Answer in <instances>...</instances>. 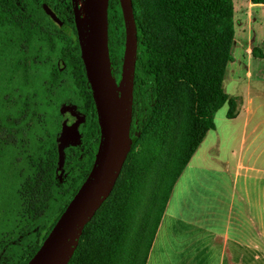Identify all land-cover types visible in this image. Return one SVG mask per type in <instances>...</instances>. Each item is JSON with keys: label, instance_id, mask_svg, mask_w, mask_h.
I'll list each match as a JSON object with an SVG mask.
<instances>
[{"label": "trees", "instance_id": "trees-1", "mask_svg": "<svg viewBox=\"0 0 264 264\" xmlns=\"http://www.w3.org/2000/svg\"><path fill=\"white\" fill-rule=\"evenodd\" d=\"M33 1H38L35 7ZM264 3V0H252ZM138 31V50L134 82L131 136L136 143L144 136L161 106L165 92L176 83L183 85L195 101L191 109L194 125L190 128L189 153L173 180L167 183L164 204L148 237L142 264L156 234L171 187L183 171L206 132L215 128L214 117L220 106L230 104L227 117L236 115V101L224 90L226 68L232 60L234 5L232 0H154L152 19L162 17L171 30V38L159 43L149 36L147 26L133 0ZM152 6V7H153ZM35 13V14H33ZM46 15L40 0H0V23L12 27L0 42V78L6 71L27 80L28 124L18 125L19 137L8 153L0 155V264H26L61 215L88 175L99 144L97 110L77 40L76 107L83 116L78 143L66 149L63 167L58 161L59 123L45 113L37 93V66H29L19 55L25 36L36 35L39 15ZM149 18V19H150ZM109 43L114 76L118 80L123 60L125 24L119 0H110L108 9ZM41 31V30H40ZM255 50H253L255 54ZM16 57L15 62L4 59ZM22 83V82H20ZM25 102V99L22 100ZM26 103V102H25ZM42 108V109H41ZM5 111V105L0 104ZM0 110V116L4 118ZM42 111L44 113H42ZM129 152L112 193L85 226L78 247L68 264H134L143 234L135 227V216L145 185L140 170H131V182L119 188L128 173ZM19 158L15 164V158ZM119 188V189H118ZM138 233V234H137ZM134 243H139L132 249ZM14 248L15 250H12ZM132 249V250H131ZM91 258L88 262L87 258Z\"/></svg>", "mask_w": 264, "mask_h": 264}, {"label": "crops", "instance_id": "crops-1", "mask_svg": "<svg viewBox=\"0 0 264 264\" xmlns=\"http://www.w3.org/2000/svg\"><path fill=\"white\" fill-rule=\"evenodd\" d=\"M259 10L264 3L242 0L234 14L226 70L241 88L229 93L238 105L236 115L206 132L196 148V173L179 175L145 264H264V16ZM223 142L236 157L233 165L219 156ZM211 143L216 148L210 154ZM213 157L223 165L211 168ZM194 176L195 198L185 186Z\"/></svg>", "mask_w": 264, "mask_h": 264}, {"label": "water", "instance_id": "water-1", "mask_svg": "<svg viewBox=\"0 0 264 264\" xmlns=\"http://www.w3.org/2000/svg\"><path fill=\"white\" fill-rule=\"evenodd\" d=\"M94 31L91 48L83 26L80 10H75V23L80 55L95 102L100 139L92 167L73 195L40 247L26 264H68L79 245L85 226L110 196L127 156L136 141L131 136L134 82L138 50V31L133 0H119L124 24L125 42L121 73L114 76L109 43L108 9L110 0H86ZM48 11L55 14L48 8ZM118 85L115 111L107 104L109 84ZM83 116L72 121L64 119L59 135V166L64 163L63 147L79 142V126Z\"/></svg>", "mask_w": 264, "mask_h": 264}, {"label": "rangeland", "instance_id": "rangeland-1", "mask_svg": "<svg viewBox=\"0 0 264 264\" xmlns=\"http://www.w3.org/2000/svg\"><path fill=\"white\" fill-rule=\"evenodd\" d=\"M30 0H27V3ZM32 1V0H31ZM53 2L54 0H49ZM65 3V21L68 24L70 32H73L72 26L74 25V12L75 10L80 9L82 0H61ZM84 1V0H83ZM154 0H136L138 11L143 20V24L147 26V30L149 36H152L154 40L159 43H163L164 41L171 38V30L165 23L162 17H157L152 19V14L150 11L155 9V5L153 6ZM234 5V14L237 11L238 5L242 0H232ZM51 2L48 5H52ZM35 7L38 6V1H33V5ZM153 6V7H152ZM260 15L264 16V10H259ZM35 14V13H33ZM2 15H0V20ZM150 18V19H149ZM40 27L37 28L36 35L32 37L31 47L34 51L41 53V50L45 49L49 43L48 35L50 34V30L48 27L52 25L47 22L45 18L39 15ZM42 28V29H41ZM41 30V31H40ZM6 31H12V27H6L0 23V42L2 40V34ZM52 38H57V35L52 36ZM67 50V49H66ZM67 52V51H63ZM232 53V50H231ZM57 51L52 53L50 63H46V70L50 71L52 65L54 64V57L56 56ZM255 54L258 55V51L255 50ZM37 74L39 75V70L42 68V65H37ZM230 72L228 69L226 70L225 79L223 81L224 90L229 94L233 90L239 91V87L237 85H233L229 79ZM6 75L0 78V104L6 103L5 101V91H6ZM64 81L66 84L68 83V73H66ZM19 83V82H18ZM65 84V83H64ZM77 94V88H76ZM77 105V103H76ZM237 102H236V111H237ZM230 104L225 102L222 106L218 108L215 113L214 122L220 129L224 124L227 123V111L229 110ZM195 108V101L190 97L188 90L181 85L180 83H176L174 88L170 89V87L165 92V96L161 106L156 111L153 123L149 128V139H144V136L139 140L138 143H134L133 145V154L129 157L128 163L125 167L128 170V173L123 178L122 183L119 188L124 184L128 185L132 180L131 170L139 171L141 181H144L145 185L142 189V195L138 204L137 214L135 216V227L139 229V233L145 235L139 245V250L134 258V264H142L144 260V254L146 252L148 237L152 232V228L154 226V221L157 218V215L164 204V196L167 193L166 187L167 183H170L173 180V175L175 174V170H177L181 164V159L185 158L189 153V137H190V128L194 125L191 119V109ZM1 110V109H0ZM2 115H4V111H2ZM2 119V120H1ZM231 121V120H228ZM14 135V133H13ZM212 134L210 135V139L212 140ZM216 139V138H215ZM16 137L13 139L8 137V131L5 130L4 118H0V155L4 153H8V149L10 145V141H15ZM78 143V142H77ZM222 152L220 151V157H229L230 163L233 165L236 157L234 155H230L229 151L227 152L228 146L225 145V142L222 143ZM232 147H237V144ZM215 148L213 144L210 145V154L215 152ZM58 153V152H57ZM218 156V157H219ZM218 157L210 158L208 164L211 168L217 165H223V162L217 159ZM1 158V157H0ZM188 161L181 172L184 177H187V173H196L198 168V153L197 149L192 154L191 158ZM19 158H15V164L18 163ZM192 174V175H193ZM195 177L190 182H187L185 186H188L191 189V194L195 198V187L196 180ZM179 178V176H178ZM176 181L173 183L171 189H173ZM183 178V177H182ZM181 178V180H182ZM180 180V181H181ZM179 181V182H180ZM242 184V179H239L238 185ZM181 185V184H179ZM118 188V189H119ZM181 188V187H180ZM172 191V190H171ZM174 205L171 204V206ZM168 219V218H167ZM169 221V219H168ZM138 234V233H137ZM161 241V240H160ZM139 243H134L132 249L136 246L138 247ZM131 249V250H132ZM12 250H15L12 248ZM154 253H157L155 248ZM88 262L91 258H87ZM87 264V261L85 262ZM95 264V263H94ZM130 264V260L128 261Z\"/></svg>", "mask_w": 264, "mask_h": 264}, {"label": "flooded vegetation", "instance_id": "flooded-vegetation-1", "mask_svg": "<svg viewBox=\"0 0 264 264\" xmlns=\"http://www.w3.org/2000/svg\"><path fill=\"white\" fill-rule=\"evenodd\" d=\"M50 2L51 1L49 0H40V6L43 8L46 15L43 13L40 14H42L47 22L52 24L48 27L50 34L48 35L49 43L47 47L41 50V53H38L31 47V40L33 36H25L20 44L21 48L19 55L21 56V61L26 65H42V68L39 70L40 73L37 75L39 80L37 81L36 90L38 95H41L40 103L45 113L48 115L53 114L59 123L57 133V142L59 145V135L62 130L63 120L70 119L74 121L78 116L76 107V43L78 39L75 19L74 25L72 26L73 32H70L68 24L64 20L66 15V4L61 0H54L51 2L52 5L50 6L48 5ZM48 8L55 14L56 18H54L52 13L48 11ZM53 34L57 35V38H52ZM54 51H57V54L54 57L55 62L50 71H48L45 66L46 63H50L49 61ZM1 57L2 56L0 55V62L3 60V57ZM4 61L9 63L15 62L16 57L12 55L11 57L4 59ZM11 70L12 69L6 71L4 124L5 130L8 131V137L12 139L14 136L16 137L15 141H10L11 144H15L19 137V123H21L24 127L28 124V106L26 95L28 94L30 87L27 80H25V82L20 81L22 83H18L19 74L12 73L10 75ZM66 73H68L67 84L66 81H64ZM23 99H25L26 103L22 101ZM42 113L44 112L42 111ZM80 127L81 124L79 129ZM76 143L77 142H71L63 147L64 163L66 161V149H71V147ZM59 150L60 146L58 147V161ZM63 165L61 167H63Z\"/></svg>", "mask_w": 264, "mask_h": 264}, {"label": "bare ground", "instance_id": "bare-ground-1", "mask_svg": "<svg viewBox=\"0 0 264 264\" xmlns=\"http://www.w3.org/2000/svg\"><path fill=\"white\" fill-rule=\"evenodd\" d=\"M80 6L81 7L79 10H80V13L82 14V17H83L84 31L86 33L87 40H88V42L92 48L95 36H94L93 26H92V22L90 19L86 0H84V1L82 0ZM118 96H119L118 85L114 82H111L109 84L108 91H107V104H108V108L111 112L115 111V109L117 107Z\"/></svg>", "mask_w": 264, "mask_h": 264}]
</instances>
